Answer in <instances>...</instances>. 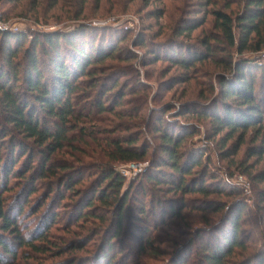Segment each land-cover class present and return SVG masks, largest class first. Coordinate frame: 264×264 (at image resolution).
Segmentation results:
<instances>
[{
	"label": "trees",
	"instance_id": "16d2710c",
	"mask_svg": "<svg viewBox=\"0 0 264 264\" xmlns=\"http://www.w3.org/2000/svg\"><path fill=\"white\" fill-rule=\"evenodd\" d=\"M205 1L212 3V0ZM81 3L84 4L85 0ZM58 4V0H55L53 6L56 7ZM232 4L238 7L237 12L223 10L213 13L214 29L220 35L215 38V42L222 45L221 41L225 45L222 50L226 52V69L233 73L230 79L220 80L221 99L215 103L217 109L211 110V113L200 110L186 109L183 112L180 110L174 117L210 120L214 131L212 140L220 137L221 144H218L222 146L220 159L226 161L238 155L249 133L255 134L252 141L254 143L260 141V145L252 150L251 155L257 156L259 159L257 163L260 164L264 162V105L263 107L261 105L264 104V96L263 99L255 96L256 79L249 72L250 69L262 70L264 75V64L258 65L254 60L248 62L243 57L264 51V0H232ZM231 7V3H228L227 9ZM201 25L203 22L187 23L184 29L192 35ZM80 27L81 25H78L71 31L76 34L60 32L41 34L42 40L40 37L32 36L30 41L25 32L12 33L0 30V181L2 180V183L0 182V188H2L0 233H3L0 234V264H16L18 259L26 258L27 254L23 252L26 248L42 252V246H54L51 231L60 217L56 210L62 207V202H66L73 193L82 195V192L77 190V186L84 184V179L81 173L79 178L74 172L66 174L67 171H76V168L81 169L80 167L64 163L57 169L53 159L69 149L78 151V146H75L74 142L76 136L82 137L83 140L91 139L103 152L105 156L103 158L107 160L106 163L100 162V177L96 180L97 184L93 187L91 194L83 195L79 201L77 198L70 217L69 227H82L83 223L96 220L101 225H99L100 231L105 230L104 242L96 257L82 261L80 264H116L117 256L112 252H115L116 241L124 234L129 201L133 195L136 197L141 193L145 195L147 187L151 192L149 194L151 208L147 209L144 198L136 211L140 218L149 221L160 215L162 207H167L171 212L168 216L170 222L165 221L163 216L161 220L164 225H172L171 217L180 218L182 214L174 207V202L160 200L159 197L154 196L152 191L154 187L167 188V194L179 193L184 202L182 209L188 208L184 200L187 195H200L206 199L212 195H219L235 199L231 206L225 208L226 212L218 223H212L209 229L198 230L197 239L192 238L193 240L188 241L189 253L185 254L184 258L175 259L174 264H188L186 259L198 257L195 241L203 250L201 264H229L231 258L238 256H241L243 261L236 264H264L263 250L262 255L254 258L253 253H247L251 247L247 243L246 234L243 240L244 216L248 209L247 198L245 199L248 194L245 193V189L227 180L223 182L221 177L212 175L210 179H217V186L212 190V186L207 185L208 170L205 169L204 158L208 156V149L192 147L188 155L182 152V148L188 141L200 136L199 130L193 132L183 125L176 133L174 124L175 127L170 133V130L165 128V115L169 113V109H162V112L157 111L156 116L153 115L155 135L161 139L159 148L162 157L151 160V166L132 179L126 188L128 181L117 171V167L148 161L150 146L147 140L143 146H140V140L130 136L112 138L110 135L114 131L113 124H110V128L101 129L94 124L93 118L94 108H97L100 117L105 113L117 119H124L127 116L123 110L119 111L121 107L126 106L125 104L132 103L124 102L128 95L126 91H122L115 101L111 100V106H109L110 102L108 104L104 101L106 96L116 91L124 73L121 74L117 69L115 73H112L113 75L111 74V85L108 86L110 80H107L95 104L90 105L89 102L98 84H92L89 89L84 87L87 84L86 79H93L97 74L96 66L120 56L118 44L127 36H116L108 42L104 39L101 47H97L96 39L88 42L87 34ZM140 45L145 48L144 39L140 40ZM202 46V51L184 47L171 52L174 55L172 62L189 72L195 70L197 65L217 57L216 53L219 50L217 51L208 39L202 42ZM44 56L48 59L47 69L51 71L49 79L44 68ZM67 59L71 60L72 67L68 65ZM157 59L160 60L159 57ZM100 72L103 73L104 70ZM135 73L138 74L137 69ZM231 100L233 102L230 103ZM139 111L133 114L134 118L139 117ZM100 121L103 124L107 118ZM238 131L243 133L239 142L235 146L232 145V150L231 148L226 150L228 143L234 139ZM6 140L9 142L8 146L5 143ZM204 140H207L206 145L210 144V139L204 138ZM28 145L34 149H30ZM6 153H9L8 159L5 157ZM25 157L27 163L25 162L24 167L20 168L19 164ZM200 168L204 169L200 173V178L189 180V177L197 173L194 171ZM34 169L35 173L32 175ZM241 174L249 178L247 168ZM232 177L233 175L229 173L228 178ZM10 178L28 179L27 188L25 192L22 191L24 192L22 195L20 194L21 198L19 197L15 210L7 209L4 204L5 194L16 186L10 184ZM52 178H57L61 185H64L65 190L62 193L59 188L55 191L58 193L57 202L50 205L51 209L47 213L41 214L35 231L25 235L28 227L22 226V222L27 217L38 215L46 207V202L50 200L54 190L50 188L43 200H39L35 207L31 205L26 211L31 202L30 198L40 191L41 183L44 185ZM253 180L258 184H264V171L253 177ZM165 192L162 190L163 194ZM254 207L261 214L260 219L263 221L264 230V189L257 191V202ZM101 210H107L112 215L111 226L107 229V219L97 215V212ZM191 210L200 209L196 207ZM164 215L166 217L167 214ZM105 223L107 225L104 227ZM157 225L159 223L154 222L153 227L157 228ZM145 232L148 234V229H145ZM262 241L264 244V235ZM144 249L147 250L148 246L142 245V251ZM62 251V249L59 250V253ZM120 252L123 251L120 250ZM145 252L147 251L143 253ZM123 258L125 260L127 256Z\"/></svg>",
	"mask_w": 264,
	"mask_h": 264
},
{
	"label": "rangeland",
	"instance_id": "374dc122",
	"mask_svg": "<svg viewBox=\"0 0 264 264\" xmlns=\"http://www.w3.org/2000/svg\"><path fill=\"white\" fill-rule=\"evenodd\" d=\"M81 1L58 0L59 4L54 7L55 0H0V19L6 26L23 29L25 34L28 35V41L31 40L32 36L40 37L41 34H53L55 32L76 34L71 31L78 25H81L80 28L87 34L86 39L88 42L96 39L95 45L97 47L102 45L104 39L108 42L111 38L115 39L116 36L126 35L125 40L118 44L121 51L120 56L106 61L103 65L96 66L97 74L93 79H86L87 84L84 88L89 89L92 84H98L92 92L93 95L89 102L90 105L95 104L103 91V85L107 80H110L108 86L111 85L110 76L118 69L121 74L124 73L125 75L123 74L116 91L106 96L104 101L107 103L111 100L115 101L122 91H126L128 95L125 97L124 102L132 103L125 104L126 106L119 109V111L123 110L126 113L127 116L124 119L114 118L108 113L100 117L97 108H94V124L101 129L110 128L113 124L114 131L110 135L112 138L119 139L129 136L138 138L140 146H143L147 140L150 146L148 161L140 163L145 165L147 169L151 166V160H158L162 157L159 148L161 139L155 135V119H153V115L156 116L157 111L162 112V109H169V113L165 115V128L170 130V133L175 127L174 124L176 125V133L181 130L183 125L193 132L199 130L200 136L188 141L182 148V152L188 155L192 147L208 149L209 153L204 158V166L208 170L207 185L212 186V190L213 187L217 186V179H210L211 175L214 177L219 176L223 182L227 180L231 184L239 185L245 189V193L248 194L245 197V199L247 198L248 209L244 216L243 240L246 234L247 243L251 247V250L247 253H253L254 258L262 255V250L264 252L262 241L264 235L263 221L260 219L261 214L254 205L257 202V191L264 189V184H258L253 180V177L264 171V162L257 163L259 162L258 157H252L251 155L252 150L260 145V141L254 143L252 140L255 134L249 133L238 155L227 161L222 160L220 159L222 146L218 145L221 144L220 137L212 140L214 131L210 120L174 117L178 115L180 110L182 112L186 109L191 111L200 110L211 113V110L217 109L215 103H218L221 99L220 80L230 79L233 73L226 69V52L222 50L225 45L221 41L222 45L215 42V38L220 35L214 29L213 13L223 10L234 13L237 12L238 7L232 4V0H212L211 4L205 0H85L84 4ZM228 3H231V9H227ZM159 15L160 17H158ZM77 18L79 19L77 20ZM202 22L203 25L192 35H189L190 33L184 29L187 23L200 24ZM141 39L145 40V48L140 45ZM205 39H208L217 51L219 50L214 60L210 59L199 64L195 70L189 72L177 67L172 62L174 55L171 52L184 47L202 51V42ZM40 40H42L41 37ZM27 44L29 45V42ZM158 57L160 60L157 59ZM252 57L253 55L249 54L243 58H246L248 62H253ZM43 60L46 76L49 79L51 71H49V68L47 69L48 59L44 56ZM67 63L72 67L70 59ZM247 65L251 66L248 63ZM135 69L138 70V74L135 73ZM101 70H104V72L101 73ZM249 73L256 79L255 96L258 99H263L264 75L262 70L250 69ZM109 98L110 100H108ZM231 102L233 101L231 100ZM111 104L110 102L109 106ZM261 105L263 107L264 104ZM138 110H140L138 112L139 117L134 118L133 114ZM106 118L107 121L101 124L100 120ZM241 132H237L234 139L228 143L226 150H229V148L232 150V145H237L243 134ZM211 136L212 138H210ZM204 138L210 139V144L206 145L207 140H204ZM74 142L75 146H78V151L69 149L53 159V163L57 169L64 163L81 168H76V171H67L66 174L74 172L77 173V178H79L81 173L84 184L78 185L77 190L82 192V195L78 196L73 193L70 197L71 200L69 198L66 202H62V207L56 210L60 217L57 225L51 231V240L54 242L52 243L54 246L44 245L41 247L42 252L28 248L23 249L27 257L18 259L16 264H80L82 261L96 257L104 242L105 230L100 231L99 221L82 222L84 224L82 227H69L70 217L73 214L77 198L79 201L83 195L91 194L93 187L97 184L96 180L100 177V162H107L103 158L105 157L103 152L91 139L83 140L82 137L76 136ZM5 143L8 146V140ZM28 146L30 149H34L30 145ZM155 149H157L156 152ZM7 155L9 153H6V158ZM22 161L19 164L20 168L24 167L25 162L27 163L26 157ZM245 168L248 170L249 178L241 174ZM203 170L202 168L195 170L194 173H197L188 179H199ZM165 171L168 172V170ZM34 173L35 169L31 174ZM229 173L233 175V179L228 178ZM137 176L126 178L128 181L126 188L129 182ZM238 178L240 182L236 181ZM0 182L2 183V180ZM9 182L16 186L12 191L5 194L4 204L7 209L15 210L17 209L16 205L19 203V197L21 198L20 194L22 195L25 188H27L28 179L10 178ZM41 186L40 191L30 198L31 202L26 211L29 210L31 205V207H35L39 200H43L50 188H53L54 192L50 200L46 202V207L38 215L27 217L26 220L29 221L22 222V226L28 227L25 235L35 231L41 214L47 213L52 204L57 202L58 193L55 191L58 188L61 193L65 190L64 185H61L57 178L46 181L44 185L41 183ZM148 189L147 187L145 195L142 193L137 197L133 195L129 201L128 211L125 215L124 234L116 241L115 252H112L113 255L117 256L116 264H122L123 262L127 264H174L175 259L184 258L185 254L189 253L188 241L193 240L192 238L197 239L198 230L209 229L212 223H218L226 209L235 202L233 197L228 196L212 195L206 199L200 195H187L184 200L185 204H188V208L182 209L184 202L179 193L177 195H174V193L167 194V188L154 187V190L152 189L154 196L159 197L160 200L166 199L169 202H174V207L180 210L182 214L180 218L171 217L172 225H164L161 220L163 216L165 221L170 222L168 216L171 215V212L167 207H162L160 215L151 218V220L149 219V221L140 218L136 211L144 198L147 209L151 208V205H149V201H151L149 194L151 192ZM162 190L166 192L163 194ZM242 197L244 198V195ZM196 207L200 210H191V208ZM165 213L167 214L166 217ZM97 215L107 219L108 226H106V223L103 224L106 229L111 226V213L107 210H101L97 212ZM154 222L159 223L156 226L157 228L153 227ZM145 229H148V234H146ZM195 244L198 257L186 259L188 264H201L203 261L201 257V251L203 250L200 249L197 241H195ZM142 245L148 246L147 250L144 249L147 252L143 253ZM58 249H62V253H59ZM120 250L123 252L121 253ZM125 256L127 258L124 260L123 257ZM8 259L11 260V258ZM241 261H243L242 257L238 256L231 258L229 264H236Z\"/></svg>",
	"mask_w": 264,
	"mask_h": 264
},
{
	"label": "built area",
	"instance_id": "2783aa9c",
	"mask_svg": "<svg viewBox=\"0 0 264 264\" xmlns=\"http://www.w3.org/2000/svg\"><path fill=\"white\" fill-rule=\"evenodd\" d=\"M0 29L4 31H9L12 33L25 32L21 28L4 25L1 22V19H0ZM252 59L255 61L256 64L263 65L264 64V51L253 55ZM145 169H146L145 165H142L140 163H132V164H126V165L118 167L117 171L125 178H128V177H135L138 174H142L145 171ZM240 180H242V178H240ZM236 181L240 182L239 178Z\"/></svg>",
	"mask_w": 264,
	"mask_h": 264
}]
</instances>
